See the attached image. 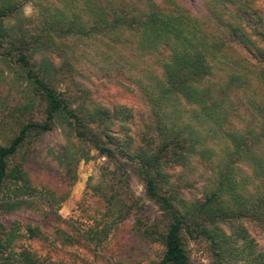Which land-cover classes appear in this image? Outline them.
Here are the masks:
<instances>
[{
    "label": "trees",
    "instance_id": "16d2710c",
    "mask_svg": "<svg viewBox=\"0 0 264 264\" xmlns=\"http://www.w3.org/2000/svg\"><path fill=\"white\" fill-rule=\"evenodd\" d=\"M96 54L135 79L145 109L93 96L77 63ZM150 59L159 71L143 66ZM0 61L21 92L0 88V264H101L129 217L140 242L122 264H190L188 238L204 239L215 264H264L248 231L264 229V0H0ZM236 92L253 107L245 128L229 116ZM53 130L64 143L42 157L35 145ZM92 148L107 161L82 201L101 204L82 206L84 220L62 218ZM197 155L215 175L187 196ZM131 171L157 205L154 220ZM52 172L61 188L45 179ZM143 248L156 256L135 259Z\"/></svg>",
    "mask_w": 264,
    "mask_h": 264
},
{
    "label": "rangeland",
    "instance_id": "374dc122",
    "mask_svg": "<svg viewBox=\"0 0 264 264\" xmlns=\"http://www.w3.org/2000/svg\"><path fill=\"white\" fill-rule=\"evenodd\" d=\"M193 2V1H192ZM30 9V11H29ZM195 9L198 10V6H195ZM36 11L35 4L32 1L27 2L24 5V13L26 15H32ZM108 50V48H107ZM125 53L128 55H133V52L127 47L124 49ZM99 55H90V59L81 58V61H78L77 66L81 71V74L78 76L79 79L85 82L93 90V96L100 99H105L107 101H121L128 104H134L136 106H141L146 108V97L142 88L135 81V79L130 78L126 72L120 71L112 62L101 61ZM100 59V61L98 60ZM85 59V60H84ZM112 60V59H111ZM58 61H56L57 63ZM144 67L149 68L153 66L156 71H159L157 64L153 62V59L147 60L143 63ZM0 68L5 70V73L9 74V82L1 83L0 88L4 93L10 92L15 97H20V86L19 84H12L10 81L13 74L10 73V68L5 66L0 61ZM261 91H263L261 89ZM251 93V92H249ZM234 100L230 104L229 116L232 119L234 125L237 127L245 128L247 121H251L253 115V107L250 106L248 97L246 95L240 94L238 92L234 93L232 96ZM228 125L232 126L227 122ZM64 143V136L61 134L60 130H53L50 134L46 135L43 140H39L35 149L40 152L41 156H47V149L60 148V144ZM90 153L92 154L90 159L81 161L77 164V182L70 191V194L65 202L60 205L58 213L62 218L72 217L74 220L80 221L86 219L83 217L81 208L82 206H87L89 211L93 208V205L101 204L100 199L97 198H86L82 197L88 182V179L92 175H98L99 166L103 162L107 161L105 155H102L95 149H91ZM37 158L36 156H31L28 160V165L33 169H37ZM181 169L180 165H177L176 170ZM188 177L191 180L192 185L186 186L183 190L187 196L193 194L202 195L208 186L211 184L214 172V163L212 161L207 162L206 159L196 156L191 160L190 166L186 168ZM131 184L135 192L144 199V211L145 216L149 217L151 220H154L158 216L157 205L148 200L146 196V190L144 184L140 179L131 171ZM45 179L49 184L55 188H61L65 179L62 178L61 174L52 172L49 173ZM186 181V180H184ZM82 201V203H80ZM133 221V217H129L127 220L128 230L121 232V236L117 240L116 247L112 250L101 251L98 254V262L101 264H122L120 262L122 258V253L128 254L132 252L140 240L136 236V232L133 229H129ZM248 231L251 237L254 236L256 242L264 250V229H259L258 227L248 226ZM127 235L132 236L133 238L127 237ZM132 241V242H131ZM127 243L130 245H127ZM153 250H160L161 246L157 243L151 245ZM151 248V249H152ZM187 248L190 253V264H215V259L211 247L204 239H194L188 238ZM42 252H45L42 249ZM121 253V255H120ZM150 255L152 257L156 256L155 254H147V248L142 249V253L139 256H135V259H139L142 256ZM135 264H144L143 261L136 262Z\"/></svg>",
    "mask_w": 264,
    "mask_h": 264
},
{
    "label": "clouds",
    "instance_id": "9594fccd",
    "mask_svg": "<svg viewBox=\"0 0 264 264\" xmlns=\"http://www.w3.org/2000/svg\"><path fill=\"white\" fill-rule=\"evenodd\" d=\"M29 11H30V9H29ZM27 14V13H26Z\"/></svg>",
    "mask_w": 264,
    "mask_h": 264
}]
</instances>
